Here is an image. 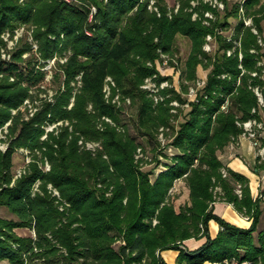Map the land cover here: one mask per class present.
<instances>
[{
	"label": "trees",
	"instance_id": "16d2710c",
	"mask_svg": "<svg viewBox=\"0 0 264 264\" xmlns=\"http://www.w3.org/2000/svg\"><path fill=\"white\" fill-rule=\"evenodd\" d=\"M181 1V9L170 18L164 0H157L160 16L149 9L151 0H0V48L5 45L2 34L6 30L36 24L43 55L25 58L31 47L21 46L10 60L0 59V129L11 121L6 133L9 146L6 151L0 149V206L16 216H0V263L169 264L156 252L176 250L175 264H264V189L254 198L249 178L226 167L218 153L243 132L237 121L262 119L253 89L259 87L264 97L259 35L240 19L238 1L231 5L222 0L224 16L208 25L203 24L205 11L217 15L218 11L202 1L197 7L201 18L193 20L192 0ZM260 2L245 0L244 4L249 14H256L254 22L262 33L264 7L256 8ZM94 7L97 13L89 21ZM232 17H239L236 38L243 37L242 63L239 51L228 55L234 44L226 37L219 36L221 46L215 59L203 48L206 36L217 35L218 28L230 25ZM179 35L192 41L187 59L190 79L205 60L213 68L202 92L190 101L175 138L154 145L153 160L165 169L146 171L141 167L144 159L136 157L141 144L122 123L123 109L112 102L115 94L108 100L104 89L112 76L123 95L133 97L140 133L157 140L161 126L173 127L169 103L183 99L174 92L173 99L155 106L140 86L157 72L156 64L148 62H156L159 49L174 54ZM57 52L67 54L59 64L65 89L60 88L52 102L39 98L32 89H41L47 76L44 67ZM73 82L79 92L69 108ZM28 98L41 101L34 116L26 118L28 107L14 113ZM225 103L227 110L222 108ZM57 120H69L70 125L59 127L58 134L47 132L46 124ZM80 140L100 142L101 147L93 151ZM170 146L175 152H166ZM19 148L30 150L32 161L14 181L13 159ZM47 160L51 171L42 167ZM257 167L264 170V159ZM183 177L189 184L190 203L177 210L171 190ZM50 184L59 190L60 201ZM239 185L242 196L236 191ZM216 188H221V202L233 204L251 219L250 227L230 223L214 212V203L219 201ZM211 220L220 225L216 236L211 234ZM18 228H29L34 234L20 236ZM195 237H206V242L195 250L183 246ZM118 238L124 242L116 248Z\"/></svg>",
	"mask_w": 264,
	"mask_h": 264
},
{
	"label": "rangeland",
	"instance_id": "374dc122",
	"mask_svg": "<svg viewBox=\"0 0 264 264\" xmlns=\"http://www.w3.org/2000/svg\"><path fill=\"white\" fill-rule=\"evenodd\" d=\"M66 2L70 3V2H78V0H65ZM166 6L168 7V15L170 18H172V16L177 13L182 6V1L181 0H164ZM204 3H208L209 6H211L213 8L214 11H218V15L213 12L212 10H207V11H211L213 12L215 18L210 20V24L211 22L214 20H216V18L222 17L224 16V12H225V7L224 9H221L220 7H215L213 4H211L210 1L208 0H192L191 1V7L189 8V10L192 13V19L193 20H197L201 18V13L200 11H198L197 7L201 6V2ZM220 2H223V4L226 6L225 2L222 0H219ZM239 2V14H240V19H242L245 23L244 18L242 17V12H241V6L244 5V9L245 10V15L247 17H250V19H252V23L250 25H247L245 23L246 26L250 27L253 32L256 33V35L258 34L259 36V43L262 47V50H260L262 53H264V19L262 20V26H263V31L262 33H259V30L257 28V25L254 22V17L256 16V14H249L248 9L245 7V4H242L243 2H245V0H229V3L231 5H233L235 2ZM264 7V0H261V2L256 6V8H261ZM149 9L151 11H154L155 13L159 14V16L161 15L160 13V8L159 5L157 3V0H151V3L149 5ZM206 12V11H205ZM97 13V9L94 7L93 11L91 12V14L89 15V21H92L94 19V14ZM195 13H197L198 15H196V17L194 16ZM259 16V14H257ZM261 15V13H260ZM239 17H232L230 19L229 23L230 25H228L227 27L223 28H218L217 35H212L211 39H208V35L206 36V41L204 43V50L206 51V53L212 55L213 59L216 52L220 49L221 43H220V39L219 36L222 37H226L228 39V41H232L234 46L228 50V55L230 56L231 54L235 53L236 51H239V59L240 62L242 63L243 58H244V52H243V45H242V35L240 36L241 38H236L237 37V24H238V19ZM206 17L203 18V24L208 25L205 22ZM39 29L38 25L36 24H22L19 27L15 28L14 30H6L3 34H6L7 37L10 39V45L8 46V41L5 40L4 35L2 34V38L5 41V45L0 48V59H4V60H10V58H8L9 56H11L17 49L18 47L21 46H30L31 49H29L24 57L25 58H29L32 57V55H36L39 58H42V53L40 50V39L37 37V30ZM256 31H255V30ZM89 34H91L90 31H88ZM10 34V35H9ZM53 36V35H52ZM64 35L62 34V37ZM54 37V36H53ZM208 44V45H207ZM4 50L8 51L7 53L10 55H7L6 57L3 55ZM192 50V41L189 37L187 36H183V35H179L177 38V50L174 51V54H167L165 52L160 51L159 49V53L160 56L159 58L156 60V62H152L149 61L148 65L149 66H154L156 64L157 67V72H155L152 75L147 76L144 79V82L141 84L140 88L146 92L147 97L150 98L154 105L157 106L161 103H165L167 101V99H173L174 94L180 93L181 97L183 99V101L174 98L170 103V112L172 114V125L171 126H161L158 130H157V140L149 138L147 136H143V134L140 133L139 129H138V125H137V109L136 106L133 102V97L127 96L125 97L123 95V93L120 91V88H117V83L115 82V80L113 79V77L111 76V81H109L108 84H106L108 86V90L110 91V98H112L113 94L114 98H116L117 100V104L118 106H120V108L122 107V113H121V118H122V123L125 124V126L128 128L130 134L132 136H134L135 138H137L138 142L141 144V146H139L138 150H137V154L136 157L137 159H144L142 161V166L144 170L146 171H151L153 169H155V171L157 173H159L160 171L164 170L165 167L161 164L159 166L156 165V162L153 160L154 157V145H158L159 142L161 144H168L170 143L176 135V131L179 127V122L183 121L184 118L186 117V113L189 112L190 110V101L192 100H196L197 99V95L202 92V89L206 86L207 84V80L209 78L210 72L213 68L212 63L209 62L208 60H205V65L204 66H200L197 73H196V77L193 79L189 78L188 72H187V59L191 53ZM229 51L231 52V54H229ZM256 49H252L251 52H255ZM68 53V52H66ZM236 54V53H235ZM67 58V54H57L53 57V58H49V60L47 61V65L44 67L45 70H47V76L46 79L44 80L43 86L41 87V89H32V93L36 94L38 93L39 98L42 97L43 99H46L48 101H52L55 102L56 101V93L61 91L59 90L60 88H62L63 90L65 89V76L63 75L62 69H59L60 65L66 61ZM165 61H167L168 63L166 64ZM240 63V68H243V70L245 71V68L243 67V65ZM258 65L262 66V68L264 69V60H262V58L258 61ZM51 66V67H50ZM58 72V73H57ZM255 72H253L254 75ZM57 74H59V77H57ZM264 75V73H263ZM15 75L11 76V81L14 82L15 81ZM224 77L226 75H223ZM255 76V75H254ZM264 77V76H263ZM114 82V83H113ZM72 85L75 87L73 90V96L71 98L70 104H69V108H72V106L75 103V98H76V94L79 92V86L77 85L76 82H73ZM188 86L187 90H185V87ZM251 87V86H250ZM257 88L258 87H253L254 89V93H256L259 97V103H260V111L262 113V119L259 121L255 118H251L248 121H252L253 124H255V122H258L256 125H253V128L250 129V131L255 130L257 132V138L258 141L254 142L253 140L249 139L248 137V133L250 132L249 130L246 129V127L244 126V122L242 121H237V124L243 128V132L236 138L233 139V141H231L228 146L230 145H237V143L241 140V139H247L250 140L253 144V146L255 148H257V150L259 151V154L262 158V160L264 159V157L262 156V152L264 151V141H262L263 139L260 137H264V97L263 94L261 92V90H259V92H257ZM116 89V90H115ZM259 89V88H258ZM115 92V93H114ZM175 92V93H174ZM258 93H260L261 95H259ZM28 100H30V98L26 99L24 101V103L18 108V109H14L13 112L16 113L18 110H22L25 111L28 107L29 110V114H27L26 111V118H30L32 116H34V113L38 110L37 105L41 103V101H31L30 103L28 102ZM112 102H114L112 100ZM115 103V102H114ZM89 109H92V105L89 106ZM253 112H255V109H253ZM256 120V121H255ZM11 123V121H9L8 123L5 124V126H3L0 129V149L2 151H6L9 144L7 141V136L6 133L8 130V126ZM113 123V122H111ZM114 124V123H113ZM66 126V125H70V121L69 120H57V121H53V122H49L46 124V128H48L47 132H53V131H58L57 129L59 127L62 126ZM70 129L73 130V126H70ZM59 132V131H58ZM58 132H56L58 134ZM46 138V137H44ZM157 141V142H156ZM100 144V142H95ZM227 146V147H228ZM101 147V146H100ZM227 147L221 149L218 153H219V157L221 158L222 153L225 149H227ZM87 148V147H86ZM98 148V147H97ZM96 148V149H97ZM139 149H142L141 152H139ZM146 151H144V150ZM166 152L172 153L175 152L174 147L172 148L171 146L167 149ZM40 155V154H39ZM107 158V156H106ZM164 160V162L168 161L167 158H161ZM14 181L21 177L25 172H27V170L29 169V165L31 164L32 161V157H31V153L30 150H27L25 148H19L15 154H14ZM261 160V161H262ZM43 169L45 171H51V164L50 162L47 160V162L42 165ZM20 174H22L20 176ZM215 197L216 199H218L220 201V196H219V192H221V188H216L215 189ZM190 188H189V184L186 181V179L180 178L178 180H176L174 187L171 190V195H172V201L175 204V207L177 210L180 209V206H184L186 203H190ZM242 215V214H241ZM0 216L1 217H5V218H16V216L14 214H12L6 207L4 206H0ZM243 217H247L242 215ZM247 219H249V217H247ZM251 220V219H249ZM158 220L155 219L154 225H156L158 222ZM252 223V221H251ZM17 233L20 236H30L34 234V231H32L29 228H18L16 229ZM123 238H118L115 241L114 246L117 248L119 247V244H123ZM162 252L158 250L156 253L157 255H161L162 256ZM165 259V258H164ZM82 260V259H81ZM8 261V260H7ZM2 262L0 264H12L10 261L8 262ZM57 264H62V263H57ZM77 264H82V262L77 263ZM136 264H140V263H136ZM141 264H144V262H141ZM212 264V263H211ZM213 264H218V263H213ZM231 264V262H230ZM235 264H248L246 262L244 263H238L236 262Z\"/></svg>",
	"mask_w": 264,
	"mask_h": 264
},
{
	"label": "crops",
	"instance_id": "0c3cea01",
	"mask_svg": "<svg viewBox=\"0 0 264 264\" xmlns=\"http://www.w3.org/2000/svg\"><path fill=\"white\" fill-rule=\"evenodd\" d=\"M221 159L226 167L249 178L251 194L254 198L258 197L261 190L264 189V170L260 172L257 167V163L260 162L262 158L252 142L243 138L237 145L228 146L227 149L223 151ZM214 212L223 219L240 227L248 228L251 226V220L247 219V217H243L231 203L216 201L214 203ZM210 230L211 234L216 236L220 230L219 223L215 220H211ZM205 242L206 237L200 239H196L195 237L185 240L183 246L189 250H195ZM178 255L179 251L176 250H165L162 252V256L169 264H175Z\"/></svg>",
	"mask_w": 264,
	"mask_h": 264
},
{
	"label": "built area",
	"instance_id": "2783aa9c",
	"mask_svg": "<svg viewBox=\"0 0 264 264\" xmlns=\"http://www.w3.org/2000/svg\"><path fill=\"white\" fill-rule=\"evenodd\" d=\"M208 1H210L211 2V4H213L215 7H220L221 9H224V7H225V5L223 4V2H220L219 0H208ZM242 4H244V2L242 3ZM244 9V5L243 6H241V12H242V17L244 18V20H245V23L247 24V25H250L251 23H252V19H250V17H247L246 15H245V10H243ZM196 15H198L197 13H195V17H196ZM205 17H206V19L207 20H205V22L207 23V24H210V20L211 19H213V18H215V16H214V14H213V12H211V11H206L205 12ZM255 30V29H254ZM256 31V30H255ZM4 35V38H5V40L6 41H8V46L7 47H9V41H10V39L7 37V35L6 34H3ZM10 35V34H9ZM212 38V35H208V39H211ZM208 45V44H207ZM8 51L6 50H4V53H3V55L6 57L7 55H10V54H8L7 53ZM229 54H231V52L229 51ZM11 56H9L8 58H10ZM165 63L167 64L168 62L167 61H165ZM51 67V66H50ZM257 73L255 72L254 73V75H256ZM112 79H111V76L110 77H108L107 78V84L109 83V81H111ZM114 83V82H113ZM259 88V87H258ZM257 88V92H259V90L260 89H258ZM109 88H108V86L106 85L105 86V89H104V91H105V95H106V98L109 100V98H110V91L108 90ZM259 95H261L260 93H258ZM118 100V99H117ZM117 100H116V98H114L113 99V101L115 102V103H117ZM28 102L30 103L31 101L30 100H28ZM227 107H228V103H225L224 105H223V110H227ZM107 119V121H111V119L110 118H106ZM256 121V120H255ZM258 122H255V124H253V122L252 121H245L244 122V126L246 127V129L247 130H249L250 131V129H252L253 128V125H256ZM46 130L48 131V128H46ZM248 137H249V139H251V140H253L254 142H257L258 141V138H257V132L255 131V130H252V131H250L248 134ZM44 137H46V135L44 136ZM79 143H81V145H83L84 146V144H85V147H87V149H91V150H93V151H95L96 150V148L98 147H100V144H98V143H95V142H86V143H84V141L83 140H80V142ZM141 150L142 149H139V152H141ZM262 156L264 157V151L262 152ZM224 174L226 175L227 174V172H226V170H224ZM22 174H20V176H21ZM40 181L39 182H37V184L35 185V188H34V190L35 191H37L38 189H39V186H40ZM49 188L51 189V191L53 192V195H54V197L56 196L57 198H58V201H60L62 198H61V194H60V192H59V190L58 189H56V188H54L53 187V184H50L49 185ZM237 191V193L240 195V196H242V189H241V186L239 185V187H238V189L236 190ZM60 209L61 210H63L64 209V204H60Z\"/></svg>",
	"mask_w": 264,
	"mask_h": 264
}]
</instances>
